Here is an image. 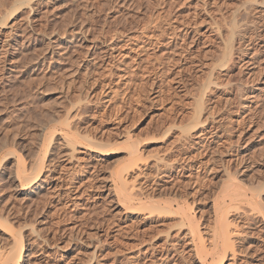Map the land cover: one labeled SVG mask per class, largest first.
<instances>
[{
    "label": "rangeland",
    "instance_id": "374dc122",
    "mask_svg": "<svg viewBox=\"0 0 264 264\" xmlns=\"http://www.w3.org/2000/svg\"><path fill=\"white\" fill-rule=\"evenodd\" d=\"M263 10L264 0H0V250L10 227L18 264H202L178 214L119 204L112 174L129 167L131 140L149 163L136 191L192 202L206 238L230 181L263 209ZM236 205L225 264H264L263 216Z\"/></svg>",
    "mask_w": 264,
    "mask_h": 264
},
{
    "label": "bare ground",
    "instance_id": "6f19581e",
    "mask_svg": "<svg viewBox=\"0 0 264 264\" xmlns=\"http://www.w3.org/2000/svg\"><path fill=\"white\" fill-rule=\"evenodd\" d=\"M263 13H264V10H263ZM253 27H255V26H252L251 30H254ZM242 29H244V28H242ZM247 30H248V28L246 27L244 29V32H246ZM244 34L245 33H243V35ZM263 39H264V37H263ZM260 46L261 47H259L258 53L254 54V55L257 54L258 58L264 57V44L260 45ZM253 58L255 60L253 62V65L255 66L256 65L255 62L257 61L258 58H255V57H253ZM258 62L259 61H257V63ZM256 71H258V70H256ZM46 131H48V129ZM49 131H50V129H49ZM69 131H70V129H69ZM64 132H66V133H64V136L66 135V137L65 138H63V136H61V137L64 139L65 143L69 144V145H72V144L74 145L77 142V140H78L77 137H74V136L70 135L67 131H64ZM49 135H52V134H49ZM48 138H50V136ZM128 138H129V136H128ZM47 141H48V139H47ZM128 142H129V145L127 144L125 147L128 146L127 147L128 155H129L128 158H130V160H129L130 162L129 161L128 162H129L130 165L128 167V164H127V168L125 167L124 170H120V171L116 170L117 172L114 171L115 173L113 172L114 174H112L113 175V183L116 186V188L114 187L115 191H116V194L118 193L117 196L120 194L119 196L121 198L119 200V202H120L119 204L120 205L123 204V206L126 208V210H128V209L131 210V211H133L134 209L135 210H146V211L149 212L150 216L154 215L155 213L160 214V213H163V212L164 213H168V212L170 213L171 212V213L178 214L179 217H180V220H181L180 222L182 223V225L183 226L185 225L188 228L187 232L190 235V237L193 240V242L195 243V246H194L195 247V254L199 258V260H200V262L202 264H225V261L227 259L235 260V257H236L235 240L236 239H234V237H236V236H238L240 234V230L236 228V225H238V224H236L235 227H233V225L235 224L234 221H235V219L237 217L231 218L232 217L231 215H233V214L230 215L229 207L237 204L236 205L237 209L238 208L239 209L243 208V210H242L243 213H247V212L256 213V212H258V213L261 214V216H263L262 218L264 220V207H263V209H261V207H259L262 204L259 203L257 200H255L254 196H252V195L250 196V194L247 193L246 189H244V188H242L240 186L241 185L240 182H238V183L235 182L237 180L234 178L235 180H233V182L230 181L231 182V183L229 182L230 184L226 183L228 185L227 186L228 187L227 190H230L228 192L226 191L228 193L227 195L229 197H231L230 203L227 204V201L225 199L216 200L214 202V209H215L214 211L216 213V220H215L216 226H214L213 232H212V234H210L211 237L207 236V238H206L203 235V233H202V229L200 227V223H199L198 219L194 215V209H193V203L192 202H189L188 200H184V199H183L184 200L183 201V200L178 199V198L166 199V200H162L161 201V200L157 199V195L153 194L154 192L148 193L149 191H147V193H145L146 189H145L144 192L143 191L139 192L138 190L136 191V187H135V185H136L135 183L136 182L134 183V181H132V178L136 177V174H137L136 173L137 172L136 168H138L139 174H144V169L142 170L141 163L146 165L147 164L146 159L148 157H145V158L143 157V154H142L143 149L141 150L140 144L137 142V140H135V141L131 140V141H128ZM90 146H91V148L93 150H95L96 152H98L101 155H107L108 154L107 152H104V150H105L104 148L105 147L103 145H98V144L91 143ZM43 153H44V151H43ZM9 154H10V156H11V154L13 156V154H15V153L12 151V152H8V155ZM40 160H42V159H40ZM17 162H19V161H17ZM41 162H44V161L42 160ZM19 164L21 166H23V167L25 166V165L21 164V161H20ZM17 165H18V163H17ZM23 169H26V168H19V169H17V171H15L16 179H21V180H24V179L26 180L27 179V180L31 181V179L28 178V177H31V176H27V175H29V174H27L28 172L26 173V170H23ZM41 170H42V166H41ZM41 170H39L40 173H41ZM38 174H39V172H37V175L35 176L36 178L38 177ZM31 178H33V177H31ZM135 181H137V180H135ZM24 182H27V181H24ZM42 184L39 183L38 185H36V187L34 189L32 188L33 189L32 192L38 191V188L43 187ZM238 184H240V185H238ZM139 188L141 189V187H139ZM139 188H137V189H139ZM157 194H159V193H157ZM227 195H226V197H227ZM260 202H261V200H260ZM244 203H247V205H244ZM238 205H240V206L238 207ZM226 206H228V208ZM238 212H239V210H238ZM237 216H240V214L239 215L237 214ZM20 217H21V215H20ZM6 228H7L6 232H9L11 237H12L13 245L9 243L12 246L8 250H5V251L4 250L3 251L0 250V264H18V262H19L18 258L21 257V254L23 252L22 251L23 242L14 233V231L10 227H6ZM12 228H13V226H12ZM164 250L166 252L167 249L165 247H161L159 252H163ZM163 255H164V253H163ZM165 256H166L165 258L168 259L169 254H166ZM234 263L236 264L235 261H233L232 263H229V264H234Z\"/></svg>",
    "mask_w": 264,
    "mask_h": 264
}]
</instances>
